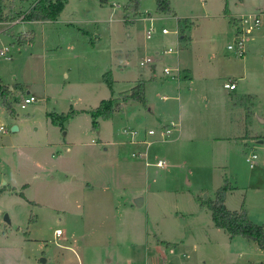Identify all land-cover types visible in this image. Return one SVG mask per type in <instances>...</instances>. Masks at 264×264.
<instances>
[{"label": "rangeland", "instance_id": "obj_1", "mask_svg": "<svg viewBox=\"0 0 264 264\" xmlns=\"http://www.w3.org/2000/svg\"><path fill=\"white\" fill-rule=\"evenodd\" d=\"M33 1L2 2L4 12L13 6L7 20L10 24H0V49L7 48L0 55V81L8 88L6 101L12 111L0 104L4 131L0 132V188L30 183V201L17 193L0 192V264H127L128 260L129 264H264V251L254 241L238 235L228 242L226 233L206 226L210 216L205 206L196 213L184 200L188 188L195 189L194 197L202 202L212 200L215 189L224 185L226 206L243 209L249 221L264 226V35L258 36L264 21V0H228L237 20L222 16L224 5L223 14H227L222 0H169L178 15L195 22L198 38L193 47L198 48L200 59L224 72L217 83L234 74L237 88L231 92L253 96L231 104L233 114L226 117L220 130L216 110L221 101L213 89L216 84L195 85L193 89L181 84L188 123L192 122L198 136L179 157V162L186 161L185 166L165 171L142 167V162L135 165L138 161L130 158L131 148L120 143L117 132L130 126L127 114L135 107L123 108L126 103L113 112L112 124L105 128L106 139L112 133L119 145L111 146L99 144L96 131L90 129L89 114L80 109L127 93L133 79H144L147 71L149 97L155 101L162 95L174 96L177 81L164 76L161 69L173 66L177 57L191 64V45L187 38H179L188 27L182 25L183 32L179 31L175 17L156 14L154 0H139L137 11L124 10L128 0H105L102 4L101 0H65L56 20L28 23L24 25L28 31L18 33L21 15ZM147 13L156 19L151 22L150 38L145 39L149 23L140 17ZM254 14L259 26L246 34L243 54L236 56L227 45L233 43L235 30ZM161 28L167 33L161 34ZM29 30L34 31L33 42L18 45L14 36L28 38ZM167 48L173 52L163 54ZM144 56L158 58L152 72L148 66L138 65ZM110 72L114 81L108 88L103 77ZM26 95L35 99L20 108ZM145 105L140 103L142 109ZM249 105L252 113L245 121L250 126L246 133H240L237 113L243 117ZM70 108L77 117L72 122L70 117L63 121L62 130L49 123L50 115L65 114ZM12 126H16L15 131H11ZM66 130L69 150L61 161L58 155ZM208 135L221 142L212 143ZM251 153L256 159L248 168L244 157ZM212 159L221 165L216 172L210 168ZM39 163L47 170L39 171ZM60 165L66 173H58ZM164 176L166 189L176 190L174 193L153 194L147 206L132 205L130 188L135 184L144 188L147 177V184L153 186L152 179L156 183ZM86 183L94 191L85 188ZM101 186L112 190L108 191L107 205L100 204L96 196ZM82 189L84 204L77 212L74 201L82 197ZM32 197L43 204L31 202ZM51 203L63 212L48 207ZM4 215L8 223L2 220ZM54 230L62 234L55 235ZM156 238L176 244L166 248Z\"/></svg>", "mask_w": 264, "mask_h": 264}, {"label": "crops", "instance_id": "obj_2", "mask_svg": "<svg viewBox=\"0 0 264 264\" xmlns=\"http://www.w3.org/2000/svg\"><path fill=\"white\" fill-rule=\"evenodd\" d=\"M230 1L222 0V5L225 2L227 4V14H223V8H222V16L225 18L226 17L229 18L228 20H230V19L237 20V17H235V15H237V14H234L232 11H230L231 10ZM169 4H170V1H169ZM112 5L114 6V3H112ZM170 8H171L170 16L175 17L176 23H177V19H185V21H186L185 27H188V28H187V30H185V32L182 31L183 33L180 34L179 38H181V39L184 38V40L186 38L188 39V43H189V45H191L189 47L190 54H191L190 59H193V60H192L191 64H185V62L182 59H179L178 57H177V59H175V63L173 64L172 67H177L180 70V74L177 78H171L173 80H176L177 82H176L175 87H174L175 95L171 96L170 99L167 96L162 95L161 97H158V99L154 101L151 97H149L146 94L145 82L150 79V78L147 79V77L150 76L149 71H147L146 74L143 75L144 79H142L139 76L135 77L133 79L134 84L132 86H134L135 83L138 81L144 82L143 95H144V98L146 101V105H145L144 109H142L140 106V103L137 101H130L127 103V105L125 104L126 106L123 108L127 109L128 106H133V107H135V109L132 111H129L127 114L128 116H127L126 121H128L130 126L122 127L117 132V135H119V137L122 138V139H120V143H123L127 147L129 146L131 148V150L129 151L130 158H132L135 161H138L137 164H135L136 162L133 164L139 165V163L142 162V164H140L142 167L143 166L144 167L152 166L154 168L161 169L162 171L168 170V168H177L178 166H181V165L185 166L186 161L184 160L182 162H179L178 161V160H180L179 157L183 153L186 154L185 153L186 150L190 147L191 144H193L195 142V139L198 136V133L196 132V128L191 125L192 122L188 123V108H187V104H185V101H183V93L181 90L183 86H181V84L184 85L185 83H187L189 85L188 89H193V87L195 85L207 86V85L211 84L213 86L214 84H216L215 86H213V89L217 95L218 101H221V103L218 104V108L216 110V114L218 116L217 117L218 128L220 130L224 129V123L226 122V117H228V116L231 117L233 114V108H232L231 104L232 105L233 104H240L241 103L239 101L240 99L246 98L247 95L250 97L253 96L251 94L240 92L238 94V96H239L238 97L237 94H235L234 92H231V91H227V89H225L223 87V84L226 82H234L235 83V89L237 88V83H236L235 77L233 76L234 74H231V76H229L228 80H222L221 83H219V82L217 83V81H219L220 78L223 79L221 77V75L224 72L217 71L216 67L209 61L203 62L199 57L198 48H196V46L193 47L197 43V38H198L197 31H196L197 27H196L195 22H193L189 17L182 16L183 14L178 15L172 9L171 5H170ZM258 8L262 9V7H258ZM136 13H138V12H136ZM142 14H145V13H142ZM156 14H158V13H156ZM158 15H160V14H158ZM58 17H60V16H58ZM244 17L245 16H243V15H239L238 18L245 19ZM155 19L156 18L149 15V13H147L144 16L141 15V17H140V20L142 22H148L149 23L148 26L152 25L151 22H153V20H155ZM37 22H43V21H32V22L31 21H20L19 23L21 24V27H20V30L18 33H24L25 34V32H27L28 29L26 27H24V25H26L28 23L31 24V23H37ZM0 24H10V23H8L7 21H4V22H0ZM11 25H13V24H11ZM177 27H178V24H177ZM146 29H145V31H146ZM29 31H31V30H29ZM145 31H144V37H145ZM31 35H32L33 40H34V31L33 30L31 31ZM263 35H264V21H263L261 31L259 32L258 36L260 37ZM128 36H129V34H128ZM16 37L17 36L15 35L14 39ZM145 39H147V38L145 37ZM253 39H254V37H253ZM250 40H252V39H250ZM156 61H155V63H156ZM217 63H218V61H217ZM155 66L156 65H154V66L150 65L149 66V69L151 70V72L155 69ZM243 67H244V65L242 63V65H241L242 70H243ZM119 68H120V66H119ZM110 75H111V81L113 82L114 77H113L111 72H110ZM235 75H237V74H235ZM238 76H240V74ZM213 82H215V83H213ZM166 86H168V85H166ZM234 90H232V91H234ZM26 93H28V92H26ZM105 99H112V98L110 96H108L107 98L99 99L98 103L100 102V100H105ZM186 99L190 100L191 98L186 96ZM98 103L95 106L91 107L90 109H88V108L80 109V111H89V110L95 108L98 105ZM251 106L252 105L246 106L247 109H245L243 117H242V114L240 115L239 112L237 113V115L239 116V120L241 121V125H238V129H239L240 133L241 132L246 133L245 131L248 129L247 127L250 126V124H247L248 121H245L246 120L245 114H247L248 117L250 116V114L252 113ZM76 117H77L76 115L71 116L69 118V121L72 122ZM111 120H112L111 118L107 119V120H98V130L96 131V136H97V140L99 141V144H102L104 146H108V145L111 146V145H117V144L119 145L118 142H115L113 140L112 133L110 135V139H106L107 134L105 132V128H106L107 124H110V125L112 124ZM49 121H50L49 123L52 124V126H54V125L56 126V124H53L51 122V120H49ZM169 121H172L174 123V127L169 132H165V128L167 127L166 124H168ZM149 130H151L152 133H148L147 131H149ZM130 131H132V133H130ZM64 134H65L64 143H62L63 145L61 147L62 152L58 155V158L61 159V161L63 160L62 154L64 152H68V150H69V146L67 145V141H66V136L68 134L67 130L64 132ZM206 137H207V140H210L212 143L221 142L220 140H217L216 137H214L212 135H208ZM103 138H104V140H103ZM67 139H69V138L67 137ZM220 139H222V138H220ZM159 146H165V147L159 148ZM103 150L106 151L107 148L104 147ZM213 155L215 157H217L216 154H213ZM218 155H221V153H219ZM245 158H246V156L244 157V162L247 163L245 161ZM255 159H256V156L253 159V165L252 166H254V164H255ZM157 160L163 161V165L161 167L155 166V162ZM247 165H248V163H247ZM220 167H221V165L218 164L215 159L214 160L212 159V163L210 166L212 172H216L217 170H219ZM59 168H60L59 172H58L59 174L66 173L65 166L60 165ZM248 168H252V167L248 166ZM46 170H47L46 167L43 164L39 163V171H46ZM136 178H138V177H136ZM147 180H148V177H147ZM147 180L145 182V179H144V182H145L144 183L145 186H143L144 188L140 189L141 187L138 186V184H135L134 187L129 189L132 192V194H131L132 199L136 196L141 197L140 205L145 203V206H147V203L149 202L151 195H153V194L157 195V196L158 195H169V194H172L176 191V190L174 191L173 189L172 190L166 189L168 186H167L166 181H165L166 180L165 176L162 178L159 177L158 181L156 183H155V180L152 179L151 181H154L153 186L148 185ZM189 183L190 182H188V184ZM87 186L91 187V186H89L88 183H86L84 187L86 188ZM29 187H30V183H27V182L24 183L23 185L18 186V187H15L14 185L7 184L6 186L0 188V192L7 190V191H10L14 194L17 193L18 196H19V193H22L23 197L27 201L28 200L30 201V199L27 195ZM87 190L88 189H86V191ZM90 190L94 191L93 187H91ZM96 190H97V191H95L97 193L96 196L100 197L99 203L100 204L103 203L102 205H104V204L107 205L108 199L110 196L108 191H112V190H109L107 187H103V186L97 188ZM98 190H102V191H98ZM83 191L84 190L82 189V192H81L82 197H80L79 200L74 201L75 209H77V212L82 210V207L84 204L83 197H85V192L83 194ZM194 191H196V190L195 189L192 190V189L188 188L186 190V195H185L186 197L184 198V200H185L188 207L194 208L195 212L198 213L203 207L200 205V201L194 197V195H195ZM86 197H90V195L86 196ZM32 198L34 200H31V202L35 203L36 205L41 206L43 204L37 198H34V197H32ZM63 200L65 201V197L63 198ZM114 201H116V200L114 199ZM225 203H226V194H225L224 199H223L224 206L228 210L240 209V208L229 209ZM51 205L52 206H48V207L54 208V210H56V211H62L60 209L57 210V208H59V207L57 205L55 206L54 203H51ZM132 205H133V203H132ZM61 207H63V206H61ZM65 207H67V206H65ZM37 208L39 209V207H37ZM174 216L175 217H182V216H178V215H174ZM209 216H210V213H209ZM255 224L262 226L263 231H264L263 224H259V223H255ZM206 226H208L209 229L213 228V229L220 230V231L226 233L225 230H223L221 228L214 227L212 222H211V219H210V222L207 223ZM55 231L56 230H54V233H55ZM61 234L62 233L60 232L57 235H61ZM226 235H227V233H226ZM227 238H228V235H227ZM230 240L233 241L234 238L229 239L228 242H231ZM156 242L163 244L166 248L170 247V245L176 244V242L173 243L170 241L160 240L158 238H156ZM157 248H159V247L157 246ZM228 254H230V253H228ZM225 257H226V254H225ZM129 263H131V261L128 260L127 264H129ZM31 264H34V263H31Z\"/></svg>", "mask_w": 264, "mask_h": 264}, {"label": "trees", "instance_id": "obj_3", "mask_svg": "<svg viewBox=\"0 0 264 264\" xmlns=\"http://www.w3.org/2000/svg\"><path fill=\"white\" fill-rule=\"evenodd\" d=\"M105 0H101L100 4L104 3ZM2 2L0 0V22L7 21L10 18V15L13 11V6L9 5L7 11L2 10ZM139 0H128L124 6V10L137 11ZM155 3V12L161 14H170L171 8L169 0H154ZM65 0H34L30 6L22 13V21H53L61 12ZM223 12L225 13V5ZM177 24L179 31H182V25L186 26L185 19H177ZM18 45L31 44L33 42L32 35L26 38L24 35L21 37H16L15 39ZM103 81L110 88L111 77L109 74H106L103 77ZM143 81H138L134 86L130 88L127 93L121 94L118 98L115 99H105L100 100L98 105L87 111L90 117V129L97 131L98 130V120H107L109 119L113 112L119 111L120 107L130 101H137L142 104H145V98L143 95ZM8 88L3 85L0 81V104L5 107V109L11 113L10 103L6 101ZM246 98H251L246 96ZM247 109V108H246ZM73 115V111L70 108L65 114H59L57 116L50 115L51 122L53 124L59 125L62 130V122L68 119ZM53 118V119H52ZM248 118V115L245 114V119ZM225 186H220L214 191V198L212 200H204L200 202V205L205 206L210 213V219L214 227L221 228L226 231L228 238L232 239L234 236H242L248 240L254 241L259 248L264 251V231L263 227L249 221L246 218L245 212L243 209L238 210H228L224 204V192ZM20 197H23L22 193H19Z\"/></svg>", "mask_w": 264, "mask_h": 264}, {"label": "built area", "instance_id": "obj_4", "mask_svg": "<svg viewBox=\"0 0 264 264\" xmlns=\"http://www.w3.org/2000/svg\"><path fill=\"white\" fill-rule=\"evenodd\" d=\"M260 20L258 18L257 14L252 15L249 20H246L245 22H242L240 27H238L235 32H234V38H233V43L227 45V49L232 50L236 56H241L243 54V47H244V41L246 34H248L250 31H252L254 28L256 29L259 26ZM153 30L152 25L148 26L146 31H145V37L148 39L151 36V32ZM160 32L162 34L167 33V30L165 28H161ZM7 51L6 47H3L0 49V55H4ZM173 52L171 48H167L166 50H163V54H170ZM158 55V54H156ZM5 59L9 60V56H5ZM158 59V58H157ZM155 57L152 56H144L142 57L138 65L139 66H150V65H155V61L157 60ZM161 72L164 76L169 77V78H177L180 74V70L177 67H172V66H167L164 65L162 66ZM223 87L229 91H232L235 89V83L234 82H226L223 84ZM34 100V97L32 95H26L22 103H20L19 107L24 108L26 104L30 103L31 101ZM165 132H169L173 127L174 123L172 121H169L168 124H166ZM0 132H4L3 128L0 126ZM148 133H152L151 130L147 131ZM132 133V131H130ZM255 154L251 153L246 156L245 161L248 163L249 167H252L253 165V159L255 158ZM163 165L162 160H157L155 162V166L161 167ZM55 234H59V230L55 231Z\"/></svg>", "mask_w": 264, "mask_h": 264}, {"label": "water", "instance_id": "obj_5", "mask_svg": "<svg viewBox=\"0 0 264 264\" xmlns=\"http://www.w3.org/2000/svg\"><path fill=\"white\" fill-rule=\"evenodd\" d=\"M260 121H262V119H260V118H258ZM16 129V127L15 126H12L11 127V131H14ZM132 203L135 205V206H138V205H140V203H141V197L140 196H136V197H134L133 199H132ZM5 223H8L9 221H8V219H7V216L6 215H4L3 216V219H2ZM42 261H43V259H41Z\"/></svg>", "mask_w": 264, "mask_h": 264}]
</instances>
